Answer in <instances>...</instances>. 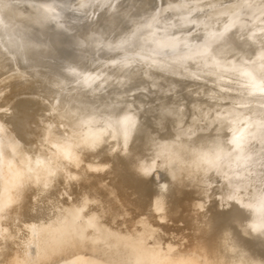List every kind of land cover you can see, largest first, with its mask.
I'll return each mask as SVG.
<instances>
[{"label":"clouds","instance_id":"9594fccd","mask_svg":"<svg viewBox=\"0 0 264 264\" xmlns=\"http://www.w3.org/2000/svg\"><path fill=\"white\" fill-rule=\"evenodd\" d=\"M0 264H264V0H0Z\"/></svg>","mask_w":264,"mask_h":264},{"label":"water","instance_id":"95a60500","mask_svg":"<svg viewBox=\"0 0 264 264\" xmlns=\"http://www.w3.org/2000/svg\"><path fill=\"white\" fill-rule=\"evenodd\" d=\"M90 254V253H89Z\"/></svg>","mask_w":264,"mask_h":264}]
</instances>
